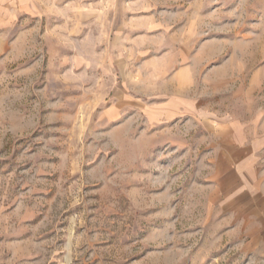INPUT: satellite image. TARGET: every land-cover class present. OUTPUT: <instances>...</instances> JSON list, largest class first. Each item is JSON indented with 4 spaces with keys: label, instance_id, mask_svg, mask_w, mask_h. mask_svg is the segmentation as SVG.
<instances>
[{
    "label": "rangeland",
    "instance_id": "rangeland-1",
    "mask_svg": "<svg viewBox=\"0 0 264 264\" xmlns=\"http://www.w3.org/2000/svg\"><path fill=\"white\" fill-rule=\"evenodd\" d=\"M238 121L264 0H0V264H264L211 203Z\"/></svg>",
    "mask_w": 264,
    "mask_h": 264
},
{
    "label": "crops",
    "instance_id": "crops-1",
    "mask_svg": "<svg viewBox=\"0 0 264 264\" xmlns=\"http://www.w3.org/2000/svg\"><path fill=\"white\" fill-rule=\"evenodd\" d=\"M223 125L228 130L210 174L211 203L243 251L264 255V134L246 136L239 121Z\"/></svg>",
    "mask_w": 264,
    "mask_h": 264
}]
</instances>
